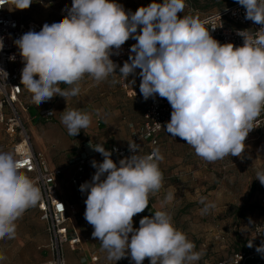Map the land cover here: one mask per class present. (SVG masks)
<instances>
[{"label":"clouds","instance_id":"obj_1","mask_svg":"<svg viewBox=\"0 0 264 264\" xmlns=\"http://www.w3.org/2000/svg\"><path fill=\"white\" fill-rule=\"evenodd\" d=\"M6 2L13 5L12 10H27L34 3ZM236 3L245 8L246 20L261 26L254 31L237 30L242 46L221 44L199 17L181 16L185 0H153L135 12L126 11L116 0H72L59 22L44 23L40 31L29 30L14 41L24 64L21 84L39 106L57 96L65 100L78 96L79 82L86 75L96 82L116 74L124 81L139 75L145 100L158 95L171 105L170 121L163 127L173 138L186 141L208 162L228 155L241 157L253 121L264 110V0ZM130 38L136 43L121 67L111 57L119 55ZM3 47L0 38V50ZM0 72L7 79L3 68ZM60 84L73 87L63 90ZM62 113L61 123L71 136L91 125L86 112L65 109ZM104 144L89 142L103 161H91L96 171L79 190L87 193L84 218L107 258L117 262L130 256L134 264H143L146 258L150 264L199 261L202 254L174 227L167 211L144 216L139 227H133V217L149 206V194L162 187L160 150L141 155L140 145L128 142L132 155L117 164L111 157L118 150H107ZM256 175L264 185V171ZM40 199V188L22 171L14 154L0 152V239L14 238L17 219ZM172 199L169 194L166 202ZM213 208L214 203H205L202 212ZM247 246L252 248L253 242ZM256 251L264 254V242ZM4 259L0 254V261Z\"/></svg>","mask_w":264,"mask_h":264},{"label":"rangeland","instance_id":"obj_2","mask_svg":"<svg viewBox=\"0 0 264 264\" xmlns=\"http://www.w3.org/2000/svg\"><path fill=\"white\" fill-rule=\"evenodd\" d=\"M40 0H33L27 10H19L25 20L44 17L47 23L59 21L60 8L67 3L62 0L53 5H38ZM126 11L135 12L141 6H147L153 0H116ZM162 2V0H157ZM236 0H185V8L181 16H194L202 19L212 13H218L234 6ZM238 4V3H236ZM126 44H135L129 39ZM140 71V70H139ZM140 77L136 75L128 84L136 92L129 97L123 91L114 75L106 80L96 82L86 75L80 82V94L69 96L67 100L54 97L50 101L37 106L26 89L20 99L17 110L33 149L43 155L54 166L63 168L61 193L66 201L74 204L84 218L87 193L77 192L69 181L73 174L69 161L75 146L90 140L105 146H125L129 142L131 132L138 129L144 111L150 100H145L139 91ZM135 80V83L132 81ZM67 90L73 86L58 85ZM80 110L90 114L91 125L80 142H75L61 123L64 110ZM34 110L39 118L31 117ZM53 110L48 120L40 117L41 113ZM101 120L97 127L95 120ZM22 132L9 135L5 124L0 123V152H12L14 146L21 142ZM245 152L241 157L228 155L215 162H208L199 157L194 149L179 137L173 138L167 131L159 141L160 153L164 159L159 163L163 174L162 187L158 192L150 193L149 206L154 212L167 211L172 216L175 228L186 234L195 244L194 251L202 254L195 264H218L221 260H229L236 252L245 250L251 237L253 225L264 220V185L257 178L258 171H264V132L245 141ZM117 164L119 161L111 157ZM97 162H102L99 157ZM96 169L90 166L86 181H91ZM172 194L173 199L166 202ZM214 203L215 208L203 213L205 203ZM148 208L133 217V227H139L144 216H151ZM249 219L253 222L249 224ZM16 235L12 239H0V254L5 256L0 264H47L51 262L49 251L50 237L47 224L40 219L35 210L24 213L16 221ZM82 230V240L74 249L66 246L64 254L66 264H82L84 254L96 255V264H134L130 256L116 262L109 260L101 243L92 237L93 227ZM85 231V232H84ZM88 263H90L88 261ZM87 263V264H88ZM93 264V263H92ZM143 264H150L146 258Z\"/></svg>","mask_w":264,"mask_h":264},{"label":"built area","instance_id":"obj_3","mask_svg":"<svg viewBox=\"0 0 264 264\" xmlns=\"http://www.w3.org/2000/svg\"><path fill=\"white\" fill-rule=\"evenodd\" d=\"M42 1L51 4L59 0ZM71 2L72 0H67V3L61 7L59 21L67 15ZM9 6L10 2L0 0V38L3 39L4 43L3 49L0 50V68H3L8 73L6 79V75L0 72V123L5 124L7 132L11 136L16 135L18 131L22 132L21 142L14 146V156L21 163L22 171L33 180L41 191V199L38 203L26 209L24 213L35 210L39 214L40 219L47 224V232L50 237L49 251L53 259L47 264H66L64 254L66 246L70 248L78 247L81 242L78 236L70 232L73 221H77L78 209L68 203L61 193V181L65 170L52 166L43 155L34 151L17 110L20 99L25 92V88L21 84V71L24 64L14 41L29 30L40 31L43 25L33 22H20L9 13ZM200 20L210 30L213 38L221 44L233 43L235 46H242L243 44V38L237 35V30L253 29L254 31L261 27L245 19V8L239 4H235L231 8L218 13H212ZM132 45L125 43L120 50V54L113 55L111 59L122 67L123 63L128 60ZM13 56H15V59H10ZM138 71L139 69H137V73ZM118 72L119 69L117 68ZM114 76L118 79L120 88L129 97L132 98L137 95L128 84V81L134 76L130 75L126 81L119 74ZM50 111L53 110L41 113L40 117L43 120H48L53 116V113L49 115ZM171 111V105L165 98H161L158 95L155 98H150L140 126L131 132L129 139V143L135 142L140 145L139 154H150L154 148L159 146L160 136L166 131L163 126L170 121ZM95 122L97 127L101 126L100 119H96ZM253 127L254 129L250 131L246 140L264 132V110L253 121ZM88 129L89 127L81 130L79 135L75 137L71 136L72 139L75 142H80ZM89 142L93 146L96 144L95 141L90 140L80 142L74 147V155L69 161V165L74 171L69 183L78 193L81 192L79 190L80 185L86 182V173L91 161L102 157L101 154L89 147ZM106 149H117L118 151H114L112 157L118 161L132 155L129 151L128 143L125 146L115 145ZM25 161L28 163H25ZM150 196L149 194V200ZM252 232L249 239V241L253 242L252 248L247 246L245 250L233 254L229 260H221L218 264H264V254L256 251V247L264 242V220L256 222L253 225ZM81 260L82 264H87L89 260L90 263L95 264L99 261V258L96 255H91L89 260L86 258Z\"/></svg>","mask_w":264,"mask_h":264},{"label":"crops","instance_id":"obj_4","mask_svg":"<svg viewBox=\"0 0 264 264\" xmlns=\"http://www.w3.org/2000/svg\"><path fill=\"white\" fill-rule=\"evenodd\" d=\"M60 1H62V0H60ZM60 1H56V2H53V3H48V2H45V1H42V0H40L39 2H38V5H40V6H44V4H50V5H53V4H55V3H59ZM10 8H8V10H9V13L15 18V19H17V20H19L20 22H22V23H29V22H33V23H38V24H40V25H43L44 23H47L48 21H47V19L46 18H44V17H40V18H32V20L33 21H30V20H25L24 18H22L23 16L21 15V12L19 11V10H12V8H13V5L10 3V6H9ZM61 9V8H60ZM139 72V71H138ZM163 134V133H162ZM162 134H161V136H160V139H161V137H162ZM111 146H115V145H113V144H111V145H109V146H105L106 148H109V147H111ZM116 146H120V145H117L116 144ZM35 151V150H34ZM98 158H95L94 160H97ZM116 159V158H115ZM48 162H49V160H47ZM49 163H51L52 164V162L50 161ZM52 166H54V165H52ZM90 166H91V163H90V165H89V167H88V169H87V172H88V170H89V168H90ZM72 171H73V169H72ZM73 174H74V171H73ZM72 174V175H73ZM71 175V177H73ZM86 175H87V173H86ZM70 177V178H71ZM68 202V201H67ZM69 203V202H68ZM72 205H74V204H72ZM75 206V205H74ZM76 207V206H75ZM76 209H78L77 207H76ZM78 211V217H77V221L76 220H74L73 221V223H72V227H71V230H70V232H71V234H74V235H76V236H78L79 238H80V241L82 240V230H81V228H83V230H86L87 228H89V223L85 220V218H83V219H81V215H80V210L78 209L77 210ZM85 232V231H84ZM80 244H81V242H80ZM79 247V246H78ZM72 249H74V248H72ZM91 257V254H84V256L82 257V258H86L87 260H89V258ZM81 258V259H82ZM90 261V260H89ZM88 264H92V263H88ZM96 264V263H95Z\"/></svg>","mask_w":264,"mask_h":264},{"label":"trees","instance_id":"obj_5","mask_svg":"<svg viewBox=\"0 0 264 264\" xmlns=\"http://www.w3.org/2000/svg\"><path fill=\"white\" fill-rule=\"evenodd\" d=\"M235 4H236V3H235ZM235 4H233V5H235ZM31 117H32L33 119H35V118L40 119V118H39V115H38L34 110H31ZM148 209H149L150 212H152V214L155 213L152 209H150V207H148Z\"/></svg>","mask_w":264,"mask_h":264},{"label":"snow or ice","instance_id":"obj_6","mask_svg":"<svg viewBox=\"0 0 264 264\" xmlns=\"http://www.w3.org/2000/svg\"><path fill=\"white\" fill-rule=\"evenodd\" d=\"M25 163H28L27 161H25Z\"/></svg>","mask_w":264,"mask_h":264}]
</instances>
